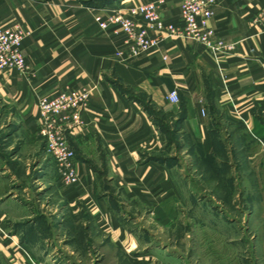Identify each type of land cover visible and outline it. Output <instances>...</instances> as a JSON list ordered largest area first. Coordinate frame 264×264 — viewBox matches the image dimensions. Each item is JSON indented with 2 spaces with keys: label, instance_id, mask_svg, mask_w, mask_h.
Returning <instances> with one entry per match:
<instances>
[{
  "label": "crops",
  "instance_id": "0c3cea01",
  "mask_svg": "<svg viewBox=\"0 0 264 264\" xmlns=\"http://www.w3.org/2000/svg\"><path fill=\"white\" fill-rule=\"evenodd\" d=\"M147 1L158 0H0V24L27 32L22 53L30 66L26 73L0 70V101L8 108L0 127L8 129L0 158V264H97L115 259L112 250L128 261L145 257L139 221L146 213L172 221L184 197L195 196L191 178L219 181L221 166L241 173L263 158L264 0H216L209 26L216 38L237 44L232 53L166 37L150 53L118 56L127 48L124 34L101 28L97 17L116 8L131 14ZM181 3L163 0L167 21L181 22ZM80 87L92 88L85 126L68 133L80 180L65 186L39 133L38 103ZM173 90L178 102L167 98ZM213 108L222 129L211 127ZM184 162L189 174L178 171ZM236 260L259 264L253 255Z\"/></svg>",
  "mask_w": 264,
  "mask_h": 264
},
{
  "label": "rangeland",
  "instance_id": "374dc122",
  "mask_svg": "<svg viewBox=\"0 0 264 264\" xmlns=\"http://www.w3.org/2000/svg\"><path fill=\"white\" fill-rule=\"evenodd\" d=\"M6 110L8 108L0 101V127L6 124L7 118L3 115ZM212 113L211 127L215 125L216 130L222 129L219 109L213 108ZM6 130H0V158L6 154ZM261 158L257 157L255 169L252 164L243 168L241 173L235 170L231 173L232 169L230 172L227 167L221 166L219 181L203 180L199 175L191 178L188 182L195 196L184 197L185 201L177 206L178 211L173 214L172 221L151 220L147 213L145 218L140 219L139 224L145 226L146 231H141L139 252L145 257L128 261L119 259L118 251L112 250L115 259L97 264H237V255H253L259 264H264V154ZM260 160L263 161L258 164ZM182 164L178 169L182 174H189L193 170L185 162ZM205 166L215 168L210 160L206 161ZM205 166L201 169L204 170ZM235 175L237 181L234 180ZM217 184L221 188L217 189ZM198 199L208 203V209L198 206ZM251 208L254 211L249 213ZM224 221L232 222L233 227L228 228ZM96 253L97 258H101L102 252L97 250ZM92 263L84 258L81 261V264Z\"/></svg>",
  "mask_w": 264,
  "mask_h": 264
},
{
  "label": "built area",
  "instance_id": "2783aa9c",
  "mask_svg": "<svg viewBox=\"0 0 264 264\" xmlns=\"http://www.w3.org/2000/svg\"><path fill=\"white\" fill-rule=\"evenodd\" d=\"M163 0L147 1L135 5L131 14L126 9L116 8L107 17H97L103 29L118 27L115 32L124 34L126 51L119 50L118 56L136 57L152 52L166 37H179L195 40L213 54L232 53L237 44L225 42L215 37V31L209 26L214 14L216 0H182L180 23L167 21L162 15L160 4ZM132 14L139 15L143 22ZM25 34L20 25L0 24V70L17 69L26 73L30 66L22 53ZM92 88L80 87L66 89L54 95L42 96L38 103L40 126L47 153L54 159L60 182L65 186H74L79 180L76 170V153L71 146L68 133L84 127V114L90 108ZM167 98L179 101L177 90L171 91ZM205 109L202 113L205 114ZM31 264H41L32 261Z\"/></svg>",
  "mask_w": 264,
  "mask_h": 264
},
{
  "label": "trees",
  "instance_id": "16d2710c",
  "mask_svg": "<svg viewBox=\"0 0 264 264\" xmlns=\"http://www.w3.org/2000/svg\"><path fill=\"white\" fill-rule=\"evenodd\" d=\"M104 1H107V0H104Z\"/></svg>",
  "mask_w": 264,
  "mask_h": 264
}]
</instances>
